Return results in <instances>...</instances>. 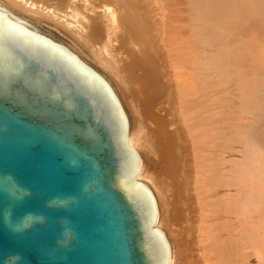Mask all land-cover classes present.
Here are the masks:
<instances>
[{
    "label": "bare ground",
    "instance_id": "obj_1",
    "mask_svg": "<svg viewBox=\"0 0 264 264\" xmlns=\"http://www.w3.org/2000/svg\"><path fill=\"white\" fill-rule=\"evenodd\" d=\"M0 7L111 91L139 160L133 182L153 199L149 229L162 233L168 264H249L251 253L264 264V0H0ZM226 84L238 94L231 92L236 115L219 111Z\"/></svg>",
    "mask_w": 264,
    "mask_h": 264
},
{
    "label": "water",
    "instance_id": "obj_2",
    "mask_svg": "<svg viewBox=\"0 0 264 264\" xmlns=\"http://www.w3.org/2000/svg\"><path fill=\"white\" fill-rule=\"evenodd\" d=\"M107 85L0 7V264H168Z\"/></svg>",
    "mask_w": 264,
    "mask_h": 264
},
{
    "label": "rangeland",
    "instance_id": "obj_3",
    "mask_svg": "<svg viewBox=\"0 0 264 264\" xmlns=\"http://www.w3.org/2000/svg\"><path fill=\"white\" fill-rule=\"evenodd\" d=\"M184 19H186V17H184ZM49 30L51 31V33L55 36V38H57V39H60V40H67V38H66V36L65 35H63L62 33H59V32H57V31H55V30H53V29H51V28H49ZM56 34V35H55ZM203 46H205V45H203ZM200 47H202V46H200ZM208 48V47H207ZM206 48V46L204 47V49L207 51V55H205V56H210L209 54V52H211V49L210 48H208L207 49ZM209 53V54H208ZM233 85H231V84H226V86H223V88L221 89V92H222V94L219 96L220 97V99H219V102L221 101V103L223 102V100H225V99H229V98H232L233 100H235V101H233L234 103H232V100H231V106H227V105H225V104H221L220 103V106H219V111H221L222 113H224V112H229V110L230 111H232L235 115H236V112H238L239 110H237L238 109V107L240 106L239 105V103L237 102V101H239V98L238 99H236L235 97L238 95L237 93H235V92H237V91H234L235 89H234V86L232 87ZM231 87V88H230ZM233 88V89H232ZM227 92H226V91ZM230 90V91H229ZM234 91V92H233ZM226 92V93H228V94H226L225 96L223 95L224 93ZM235 93L236 95H235V97L233 96H231V94L232 93ZM231 96V97H230ZM238 97V96H237ZM235 102H237L236 104H235ZM240 102V101H239ZM234 104V105H233ZM239 105V106H238ZM228 108V109H227ZM224 109V110H223ZM226 109V110H225ZM235 110V111H234ZM237 110V111H236ZM238 122V121H237ZM237 122H235V123H237ZM239 123V122H238ZM237 123V126H239V124ZM236 125V124H235ZM242 125V124H241ZM244 127V126H243ZM235 149H239V151H240V148L239 147H237V146H235ZM238 153H236L233 157L236 159H238V160H235V161H239V162H237V163H240V153H239V155H237ZM252 254V253H251ZM251 254H250V262H249V264H257L256 263V260L254 259V257H253V255L251 256Z\"/></svg>",
    "mask_w": 264,
    "mask_h": 264
}]
</instances>
